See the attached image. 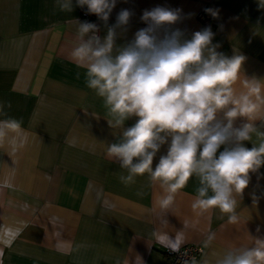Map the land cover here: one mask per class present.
<instances>
[{
    "label": "crops",
    "instance_id": "0c3cea01",
    "mask_svg": "<svg viewBox=\"0 0 264 264\" xmlns=\"http://www.w3.org/2000/svg\"><path fill=\"white\" fill-rule=\"evenodd\" d=\"M73 5L69 14L55 0H0V101L11 102L9 115L22 119L31 134L23 150H0V264H135L137 256L143 264H168L166 251L197 245L207 252L208 232L216 233L217 248L247 243L246 231L264 236V167L250 174L237 224L220 219L217 210L195 214L194 180L166 212L146 177L120 182L119 164L106 157L102 144L115 142L114 130L103 116H93L104 109L70 58L71 20L81 22V8L75 0ZM158 5L182 10L185 19L174 27L189 38L204 28L197 14L218 9V18L212 17L218 51L231 56L237 48L247 58L246 73L264 77V9L257 0H118L109 25L121 9L135 14L117 43L146 27L143 10ZM99 26L104 36L103 22ZM81 244L87 247L77 248Z\"/></svg>",
    "mask_w": 264,
    "mask_h": 264
},
{
    "label": "clouds",
    "instance_id": "9594fccd",
    "mask_svg": "<svg viewBox=\"0 0 264 264\" xmlns=\"http://www.w3.org/2000/svg\"><path fill=\"white\" fill-rule=\"evenodd\" d=\"M117 2L75 0V6L103 22L104 36L96 23L71 20V61L83 70L86 88L104 109L103 115L93 116H103L116 136L115 142H102L106 157L119 164L118 178L124 185L146 177L149 186L158 189L155 203L162 212L171 210L180 190L194 180L191 208L197 216L217 210L220 219L239 223L237 210L250 174L264 167V77L246 73L247 58L237 48L231 56L218 51L221 45L213 43L210 25L190 38L174 27L185 19L178 8L158 5L143 10L140 19L146 27L118 44L135 13L121 9L109 25ZM257 3L264 9V0ZM55 4L64 13L74 10L73 0ZM204 11L218 18V9ZM11 108V102L0 101V150L16 153L31 134L22 119L9 115ZM133 118L135 122L125 127ZM165 145L166 153L153 167ZM246 234L247 243L217 248L216 233L208 232L203 240L208 251L188 264H264V236ZM135 264H143L139 256Z\"/></svg>",
    "mask_w": 264,
    "mask_h": 264
},
{
    "label": "built area",
    "instance_id": "2783aa9c",
    "mask_svg": "<svg viewBox=\"0 0 264 264\" xmlns=\"http://www.w3.org/2000/svg\"><path fill=\"white\" fill-rule=\"evenodd\" d=\"M80 20L81 22H92L100 24V20L97 16L92 14H86V8L81 9L80 11ZM197 20L204 26H211L213 29V18L210 14H207L204 9L197 14ZM203 253V249L200 246H186L177 251H166L165 256L168 260V264H188L190 260L195 257L197 260L200 259Z\"/></svg>",
    "mask_w": 264,
    "mask_h": 264
}]
</instances>
